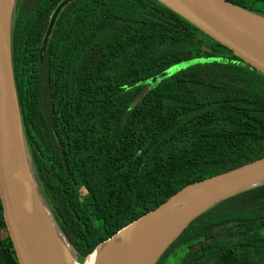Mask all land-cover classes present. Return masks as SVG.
I'll use <instances>...</instances> for the list:
<instances>
[{
    "label": "trees",
    "instance_id": "trees-1",
    "mask_svg": "<svg viewBox=\"0 0 264 264\" xmlns=\"http://www.w3.org/2000/svg\"><path fill=\"white\" fill-rule=\"evenodd\" d=\"M62 1L15 0L13 69L37 191L83 263L184 187L264 158V73L163 0H71L46 38ZM228 1L264 16V0ZM0 264H20L1 200ZM156 264H264V182L192 219Z\"/></svg>",
    "mask_w": 264,
    "mask_h": 264
},
{
    "label": "water",
    "instance_id": "water-1",
    "mask_svg": "<svg viewBox=\"0 0 264 264\" xmlns=\"http://www.w3.org/2000/svg\"><path fill=\"white\" fill-rule=\"evenodd\" d=\"M70 1L71 0H63L56 7L50 19V23L46 32V38H48L51 34L57 17L62 11L63 7L66 6ZM163 1L178 11L181 15L189 19L191 22L196 24L202 30L207 32L209 35L214 37L216 40L227 46L229 49L233 50L234 53L241 57L245 62L251 64L253 67L264 73V32L257 23L259 20L264 22V19H262L261 16L254 14L228 0ZM14 5L15 0H0L1 208L9 236L11 237L15 247L19 263L55 264L47 248L43 245V243H45L44 231L29 209L24 197L12 143V129L10 127L9 120L11 116H16L19 120L20 133L22 136L26 160L27 150L20 118L13 69L12 26ZM146 92L147 89L143 90L136 97L135 103L141 100ZM11 104L14 106L15 110H13V108L11 109ZM263 169L264 158L226 173L216 175L210 179L192 183L173 195L163 205L176 201L194 190H199L195 197L190 201L191 206H193L196 203H200L202 200H204L206 195L216 189L225 179L234 178L233 180L236 182V184L240 185V183L250 181L258 177ZM253 186L255 185L243 188L226 196L216 197L210 201L204 210L197 213L196 215L189 217L187 214L186 216L182 217L176 223L172 233L165 239V241L159 246H154L151 253L146 256L139 264H156L170 243L180 234V232L190 223L192 219L203 213L206 209L218 201ZM162 206L154 209L148 215L156 213ZM136 222L137 221L129 224L124 230L131 228Z\"/></svg>",
    "mask_w": 264,
    "mask_h": 264
},
{
    "label": "bare ground",
    "instance_id": "bare-ground-1",
    "mask_svg": "<svg viewBox=\"0 0 264 264\" xmlns=\"http://www.w3.org/2000/svg\"><path fill=\"white\" fill-rule=\"evenodd\" d=\"M257 23L264 32V22L259 20ZM12 108L15 110L14 106L11 104V109ZM9 121L12 129V143L20 183L29 209L44 231L45 243H43V245L47 248L55 264H77L73 261V256H64V254L61 253L60 246H53L51 242L50 232H55L53 227H51L53 219L44 207L35 185L30 180L29 168L25 160L22 136L20 133L19 120L16 116H11ZM233 179L234 178L225 179L216 189L207 194L204 200L193 206H191L190 201L199 190H194L176 201L163 205L156 213L147 215L137 221L131 228L117 234L114 236L115 238L112 237V240L109 239L100 244L95 252L93 251L94 254L86 264H139L151 253L154 246H159L165 241L172 233L176 223L182 217L187 214L189 217L196 215L204 210L210 201L216 197L226 196L264 181V169L258 177L240 183V185H237Z\"/></svg>",
    "mask_w": 264,
    "mask_h": 264
},
{
    "label": "rangeland",
    "instance_id": "rangeland-1",
    "mask_svg": "<svg viewBox=\"0 0 264 264\" xmlns=\"http://www.w3.org/2000/svg\"><path fill=\"white\" fill-rule=\"evenodd\" d=\"M251 0L248 1V3H250ZM261 16V15H259ZM262 19H264V16H261ZM26 163L28 165V168H29V177H30V180L31 182H33V184L35 185V182H34V178L32 177L33 174H32V171L30 169V165H29V161H28V156H27V153H26ZM31 171V172H30ZM36 186V185H35ZM147 193V188L145 186H141L140 187V191H139V194L137 197H135L132 201H130L128 204L124 205L123 208L121 209V215L122 216H125L126 214L130 213V212H133L135 210H138L140 208L143 207L144 205V199H145V195ZM53 223V220L51 222V227H53L54 231L57 233L58 230H57V226L55 223V225L52 224ZM51 230V229H50ZM53 233L52 231L50 232V235H51V242L53 244V246H60L61 248V253L64 254V256H72V254L70 253V248H69V245L68 244H65L60 238H59V235H57L56 233ZM95 252V251H94ZM94 252L86 258V260L83 262V263H80L78 262L74 257H73V261L77 264H86L88 263V261H90L92 255L94 254Z\"/></svg>",
    "mask_w": 264,
    "mask_h": 264
},
{
    "label": "flooded vegetation",
    "instance_id": "flooded-vegetation-1",
    "mask_svg": "<svg viewBox=\"0 0 264 264\" xmlns=\"http://www.w3.org/2000/svg\"><path fill=\"white\" fill-rule=\"evenodd\" d=\"M51 19V18H50ZM49 23H50V21H49ZM49 26V25H48ZM48 28V27H47Z\"/></svg>",
    "mask_w": 264,
    "mask_h": 264
}]
</instances>
